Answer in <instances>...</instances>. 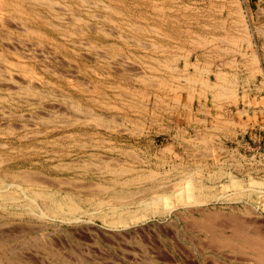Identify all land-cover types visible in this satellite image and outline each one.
<instances>
[{"label":"rangeland","instance_id":"rangeland-1","mask_svg":"<svg viewBox=\"0 0 264 264\" xmlns=\"http://www.w3.org/2000/svg\"><path fill=\"white\" fill-rule=\"evenodd\" d=\"M51 1L0 0V264H264L220 243L235 224L264 237V0ZM25 169L48 184L11 177ZM195 185L210 198L189 202Z\"/></svg>","mask_w":264,"mask_h":264},{"label":"bare ground","instance_id":"bare-ground-1","mask_svg":"<svg viewBox=\"0 0 264 264\" xmlns=\"http://www.w3.org/2000/svg\"><path fill=\"white\" fill-rule=\"evenodd\" d=\"M20 1H21V0H20ZM27 1H32V0H27ZM33 1H34L35 3H39L40 5H44V6H48V7H51V4H53V3H52L53 1H51V0H33ZM55 1H56V0H55ZM78 1H80V2H84V0H78ZM80 2H79V3H80ZM54 4H56V3H54ZM54 4H53V5H54ZM82 4H83V3H82ZM82 4H80V5H82ZM10 5H11V6H12V5L14 6L15 4H10ZM84 5H86V4H84ZM222 5H223V4H222ZM17 6H18V5H15V7H17ZM59 7H60V6H59ZM61 7H62V6H61ZM103 7H104V6H103ZM18 8H19V7H18ZM85 8H86V7H85ZM87 8H88V7H87ZM104 8H105V7H104ZM106 8H107V6H106ZM220 8H221V7H220ZM16 9H17V8H16ZM52 10H53V9H52ZM14 11H15V9H14ZM17 11H18V10H17ZM60 12H61V11H60ZM19 13H20V12H19ZM55 13H56V12H55ZM239 13H240V11H239ZM41 15H42V14H41ZM57 16H58V15H57ZM154 17H155V16H154ZM238 17H239V16H238ZM73 18H74V17H73ZM43 21H44V20H43ZM224 21H225V20H224ZM234 22H235V21H234ZM242 22H243V21H242ZM21 23H22V22H21ZM236 23H237V22H236ZM239 23H240V22H239ZM90 25H91V24H90ZM55 26H56V25H55ZM134 26H135V25H134ZM24 27H25V26H24ZM53 27H54V26H53ZM152 27H153V26H152ZM25 28H26V27H25ZM25 28H24V29H25ZM63 28H64V27H63ZM138 28H139V27H138ZM153 28H154V27H153ZM153 28H152V29H153ZM79 29H80V28H79ZM88 29H89V28H88ZM139 29H140V28H139ZM80 30H81V29H80ZM92 30H93V29H92ZM28 31H29V30H28ZM31 31H35V30L33 29V30H31ZM81 31H82V30H81ZM36 32H37V31H36ZM101 32H102V31H101ZM73 33H74V32H73ZM103 34H104V33H103ZM72 35H73V34H72ZM70 36H71V35H70ZM160 36H161V35H160ZM238 37H239V36H238ZM238 37H237V38H238ZM125 38H126V37H125ZM188 39H189V38H188ZM200 39H201V38H200ZM241 39H242V38H241ZM191 40H192V39H191ZM204 41H205V40H204ZM128 42H129V41H128ZM131 42H132V41H131ZM231 42H232V41H231ZM206 43H207V42H206ZM208 43H209V42H208ZM229 43H230V42H229ZM248 43H249V41H248ZM81 44H82V43H81ZM81 44H80V45H81ZM230 44H231V43H230ZM83 45H84V44H83ZM111 45H112V44H111ZM112 47H113V46H112ZM239 47H240V46H239ZM115 48H116V47H115ZM103 51H104V50H103ZM115 51H116V50H115ZM227 51H228V50H227ZM252 55H253V54H252ZM20 56H21V55H20ZM15 57H16V56H15ZM122 57H123V56H122ZM249 57H250V56H249ZM252 57H254V56H252ZM101 58H102V57H101ZM255 58H256V57H255ZM108 60H109V59H108ZM253 60H254V58H253ZM154 61H155V59H154ZM163 61H164V60H163ZM163 61H161V62L164 63ZM167 61H168V62H167ZM167 61H166L164 64H166V63H167V64L170 63L169 60H167ZM229 61H231V60H229ZM249 61H251V60H249ZM159 62H160V61H156V62H155V63H158L157 66H159ZM161 62H160V64L163 66L164 64H162ZM234 62H235V61H234ZM251 62H252V61H251ZM253 62H254V61H253ZM20 64H21V63H20ZM255 64H256V63H255ZM164 66H165V68L167 67V65H164ZM45 67H46V66H45ZM45 67H44V68H45ZM151 67H152V66H151ZM169 67H172V66H169ZM111 68H112V67H111ZM148 69H149V68H148ZM154 69H155V68H154ZM168 69H170V68H167V70H168ZM173 69H174V68H173ZM171 70H172V69H171ZM199 70H201V69H199ZM168 71H170V70H168ZM259 71H260V70H259ZM130 72H131V71H130ZM22 73H23V72H22ZM102 73H103V72H102ZM207 73H208V72H207ZM33 74H34V73H33ZM53 74H54V73H53ZM144 74H145V73H144ZM160 74H161V73H160ZM38 75H39V74H38ZM54 75H55V74H54ZM36 76H37V75H36ZM147 76H149V75H147ZM7 77H8V76H7ZM11 77H12V76H11ZM102 77H103V76H102ZM145 77H146V76H145ZM0 78H1V77H0ZM70 78H71V77H70ZM137 78H138V77H137ZM140 78H142V77H140ZM140 78H139V79H140ZM146 78L149 79L150 77H146ZM146 78L143 77V80H144V81H143L142 79H140L141 82H144V85H145V81H148V82L151 81V79H150V80H146ZM151 78H153V76H151ZM178 78H179V77H178ZM3 79H4V78H3ZM180 79H181V78H180ZM5 80H6V79H5ZM190 80H193V79H190ZM190 80H189V81H190ZM216 80H217V79H216ZM16 81H17V80H16ZM77 81H78V80H77ZM152 81H153V80H152ZM152 81H151V83H152ZM167 81H168V80H167ZM193 81H194V80H193ZM193 81H191V82H193ZM221 81H224V79H222ZM165 82H166V81H165ZM187 82H188V81H187ZM194 82H195V81H194ZM100 83H101V82H100ZM146 83H147V82H146ZM155 83H156V81H155L154 83H152V84L155 85ZM157 83H158V84L160 83L159 80H158ZM222 83H223V82H222ZM230 83H231V81H230ZM84 84H85V83H84ZM194 84H195V83H194ZM200 84H203L204 87L208 86L207 80H206V81H203V82L200 83ZM26 85H27V84H26ZM111 85H112V84H111ZM160 85H161V84H160ZM162 85H163V84H162ZM164 85H165V83H164ZM166 85H168V84H166ZM188 85H189V84H188ZM190 85H191V84H190ZM203 85H202V86H203ZM214 85H215V84H214ZM214 85H213V86H214ZM216 85H217V83H216ZM27 86H28V85H27ZM185 86H186V85H185ZM202 86H201V88H202ZM211 86H212V85L210 84V87H211ZM217 86H219V84H218ZM217 86H216V87H217ZM222 86H223V85L220 83V86H219L220 88H218V91H221V90H219V89H222V88H221ZM225 86H226V85H225ZM157 87H159V85H157ZM162 87H163V86H162ZM162 87H161V88H162ZM190 87H191V86H190ZM208 87H209V86H208ZM208 87H207V88H208ZM214 87H215V86H214ZM223 87H224V86H223ZM228 87H229V86H228ZM228 87H225L226 90L224 89V91H225L224 93H227V91H228L231 95H233V93H234V92H233L234 88H232L231 86H230L231 88H228ZM27 88H28V87H27ZM27 88H26V89H27ZM90 88H91V87H90ZM187 88H188V86H187ZM29 89H30V88H29ZM113 89H114V88H113ZM189 89H191V88H189ZM15 90H16V89H15ZM35 90H36V89H35ZM192 90H193V88H192ZM205 90H206V89H205ZM213 90H214V89H213ZM20 91H21V90H20ZM211 91H212V90H211ZM214 91H215V90H214ZM189 92H190V90H189ZM192 92H193V91H192ZM212 92H213V91H212ZM221 92L223 93V91H221ZM44 93H45V92H44ZM219 93H220V92H218L217 94H219ZM222 93H220V95H223ZM177 94H178V93H177ZM217 94L215 95V97H216V96H219V95H217ZM230 94H229V96H230ZM189 95H190V93H189ZM212 95H213V94H212ZM224 95H225V94H224ZM227 95H228V93H227ZM213 97H214V96H213ZM3 99H4V98H3ZM41 99H43V98H41ZM173 99H174V98H173ZM176 99H177V98H176ZM217 99H219V97H218ZM70 100H71V99H70ZM131 100H132V99H131ZM64 101H65V100H64ZM72 104H73V103H72ZM32 106H33V105H32ZM46 107H47V106H46ZM78 107H79V106H77V108H78ZM78 109H79V108H78ZM75 111H76V110H75ZM83 111H84V110H83ZM55 115H56V114H55ZM103 115H104V114H103ZM7 116H8V115H7ZM95 116H96V115H95ZM95 116H94V114H93L92 117H95ZM98 116H99V117L96 116L97 121L100 122V123L103 122L104 119H102V118L100 117V114H98ZM23 117H24V116H23ZM65 117H67V116H65ZM102 117H103V116H102ZM116 117H117V116H116ZM47 118H49V117H47ZM76 118H77V117H76ZM81 118H82V117H81ZM89 118H90V117H89ZM85 119H86V118H85ZM92 119H93V118H92ZM50 120H51V119H50ZM114 120H115V119H114ZM94 121H95V120H94ZM48 122H49V121H48ZM48 122H47V123H48ZM65 122H66V121H65ZM67 122H68V121H67ZM67 122H66V123H67ZM89 122H90V121H89ZM108 122H109V121H108ZM40 123H41V122H40ZM71 123H72V122H71ZM93 123H94V122H93ZM95 123H96V121H95ZM106 123H107V122H106ZM43 124H44V123H43ZM86 124H88V123H86ZM121 124H122V123H121ZM94 125H96V124H94ZM97 125H98V124H97ZM109 125H111V124H109ZM115 125H116V124H115ZM117 125H118V124H117ZM232 125H233V124H232ZM12 126H13V125H12ZM103 126H104V125H103ZM106 126H108V125L106 124ZM224 126H225V125H224ZM67 127H68V126H67ZM118 127H119V126H118ZM106 128H107V127H106ZM116 128H117V127H116ZM218 128H219V127H218ZM123 130H124V129H123ZM133 131H134V130H133ZM66 134H67V133H66ZM69 135H70V134H69ZM57 137H58V136H57ZM101 140H102V139H101ZM106 141H108V140H106ZM202 141H203V140H202ZM204 142H205V141H204ZM57 143H58V142H57ZM206 143H207V142H206ZM206 143H205V144H206ZM107 148H108V147H107ZM202 148H203V147H202ZM225 148H226V147H225ZM118 149H120V148H118ZM110 152H111V151H110ZM185 153H186V152H185ZM89 157H90V156H89ZM176 157H177V156H176ZM132 158H133V157H132ZM81 160H82V159H81ZM123 160H124V159H123ZM135 160H136V159H135ZM2 161H3V160H2ZM2 161H1V162H2ZM91 162H92V161H91ZM163 163H164V162H163ZM82 164H83V163H82ZM104 164H105V163H104ZM104 164H103V165H104ZM198 164H199V163H198ZM239 164H240V163H239ZM96 165H97V164H96ZM103 165H102V166H103ZM120 165H121V164H120ZM132 165H133V164H132ZM63 166H64V165H63ZM102 166H101V167H102ZM118 166H119V164L117 165V167H118ZM174 166H175V165H174ZM86 167H87V166H86ZM105 167H106V166L104 165V168H105ZM109 167H110V165H109ZM111 167H112V166H111ZM114 167H116V166H113L112 168H109V169H110L109 174H110V175H111L112 173L117 174V175H115V176H117V179H118V175H120V173H122V171H125V172L127 171V172H128L129 169H131V168H129L128 166H126L127 168H129V169H127L125 166H122V165L119 166L118 168H114ZM55 168H56V167H55ZM83 168H84V167H83ZM107 168H108V165H107ZM102 169H103V168H102ZM136 169H137V168H136ZM199 169H200V168H199ZM104 170H105V169H104ZM131 170H132V169H131ZM131 170H130V171H131ZM133 170L136 172L135 169H133ZM148 170H149V169H148ZM148 170H147V171H148ZM220 170H221V169H220ZM97 171H98V170H97ZM150 171H151V170H150ZM163 171H164V170H163ZM185 171H186V170H185ZM34 172H35V170H34ZM110 172H112V173H110ZM125 172H124V174H125ZM132 172H133V171H132ZM168 172H169V171H168ZM37 173H38V172H37ZM37 173L34 174V173H32L30 170H26V169H25V170H20V171L17 170V172H14V173L11 174V177L14 178V179H15V178L18 179L20 183H24V184H27V185H37V184H39V183H40V184H48L47 181H46V183H45V182L42 180L44 177L42 178L41 176H38ZM105 173H106V172H105ZM141 173H142V172H140V174H139V172H138L137 175H135V176L133 175V176H134L133 178L130 176L131 179H126L127 177H126V178L124 177V178L127 180V181H124V183L126 184V182H128L129 185H131L130 182L132 181V183H133L134 180L137 179V180L135 181V183H136V182H139V180H145L146 182H147V180H148V181H151V183L153 184V181H154V180H153V179H154V178H153V177H154V176H153V175H154L153 173H155V171H154V172L151 171V172H149V173H146V172H145L146 174H145V173L141 174ZM217 173H218V172H217ZM107 174H108V171H107ZM39 175H40V174H39ZM101 175H102V174H101ZM4 176H5V175H4ZM113 176H114V175H113ZM120 176H121V175H120ZM120 176H119V177H120ZM155 176H157V174H156ZM39 177H40V178H39ZM45 177H46V176H45ZM2 178H3V177H2ZM2 178H1V176H0V186H1V183L3 182V179H2ZM47 178H48V177H47ZM128 178H129V177H128ZM206 178H207V177H206ZM44 179H45V178H44ZM110 179H111V178H110ZM117 179H116V181H119V180H117ZM125 179H124V180H125ZM70 180H71V179H70ZM158 180H159V179H158ZM67 181H68V180H67ZM77 181H78V180H77ZM110 181L112 182V180H110ZM114 181H115V179H114ZM116 181H115V182H116ZM120 181H123V180L121 179ZM129 181H130V182H129ZM145 181H144V182H145ZM62 182H63V181H62ZM154 182H155V181H154ZM191 182H192V181H191ZM112 183L114 184V182H112ZM119 183H120V182H119ZM119 183L117 182L116 184L118 185ZM121 183H122V182H121ZM121 183H120L119 185L123 186L122 184H124V183H122V184H121ZM65 184H66V183H65ZM69 184H70V183H69ZM95 184H96V183H95ZM113 184H112V185H113ZM125 184H124V185H125ZM138 184H142V182H141V183H138ZM168 184H169V183H168ZM193 184H194V183H193ZM100 185H101V184H100ZM102 185H103V184H102ZM112 185H111V184H110V186L108 185L109 187H107V188H110ZM129 185L127 186V184H126L124 187H126V186L129 187ZM132 185H135V184H132ZM132 185H131V186H132ZM82 186H83V185H82ZM82 186H81V187H82ZM103 186H104V185H103ZM105 186H107V185H105ZM105 186H104V187H105ZM114 186H115V185H114ZM195 186H196V185H195ZM195 186L192 187V188H193V191H192V188L190 189L191 191L189 190V191H190V194H188V197H187V199H188L189 202H192V203H193V202H203V201H205V200H207V199L210 198L211 193H209V192H210L209 190H208L209 192H208V193H205V194H203V193H196L195 190L198 189V188H200V186H198V187H197V186L195 187ZM4 187H5V186H4ZM92 187H93V186H92ZM97 187H98V191H101V192H102V191L104 190V187H102V186H100L101 188H100L99 186H97ZM143 187H144V186H143ZM156 187H157V186H156ZM201 187H202V186H201ZM6 188H7V187H6ZM118 188H119V187H118ZM118 188H116V189H118ZM195 188H196V189H195ZM203 188H204V187H203ZM110 189L114 190L113 188H110ZM116 189H115V190H116ZM121 189H122V188H121ZM121 189H120V190H121ZM134 189H135V188H134ZM149 189H150V188H149ZM149 189H148V190H149ZM151 189H153V188L151 187ZM151 189H150V190H151ZM205 189H206V188H205ZM210 189H211V188H210ZM6 190H7V189H6ZM6 190H5V192H4V190H0V195H2L1 193H3V194L6 193V192H7ZM105 190H106V188H105ZM105 190H104V191H105ZM115 190H114V192H115ZM146 190H147V189H146ZM150 190H149V191H150ZM199 190H200V189H199ZM2 191H3V192H2ZM31 191H32V190H31ZM73 191H74V190H73ZM96 191H97V189H96ZM96 191H95V193H96ZM118 191H119V189H118ZM8 192H9V191H8ZM93 192H94V190H93ZM119 192H121V194H120ZM119 192H117L118 195H114V194H113V196H112V195H108V196L110 197L109 200H112V199H111V197H112L115 201H118V202L122 203V202H124L125 197H126V199L129 198V194L131 195V192H132V191L130 192V189L127 188L126 191H125V190H122V191H119ZM136 192H137V191H136ZM211 192H212V191H211ZM10 193H11V192H9V194L6 193V195H2V197H3L2 199H3V200H7V199H9V198H13V197L10 196ZM23 193H24V192H23ZM31 193H32L33 195L35 194V196L37 195V196H40V197L44 198V199H45V200L43 199L44 203H46V201H48V202H47V205H48L49 208L46 207V209L48 208V210L50 209V210H52L54 213L58 212L57 210H60V209H61V208H60V207H61L60 205L63 204V203H64V205L66 206V207H65L66 209H64V210L62 209V210H63L64 212L66 211L65 213H67V214H73V213H74V210L78 209V203H77L78 201L75 200V197H74V196H71V195H69V194L66 195V196H63V197H61V198L56 199V198L54 197V194H53V193H51V192H49V191H47V190L41 189V188H40V189H37V190L34 189L33 192H31ZM31 193H29V195H30ZM95 193H94V194H95ZM97 193H98V192H97ZM97 193H96V194H97ZM112 193H113V192H112ZM112 193H111V194H112ZM117 193H115V194H117ZM138 193H139V191H138ZM159 193H160V192H159ZM159 193H158V194L155 193L156 195H154V196H152V197L150 196V198H152V199H153V198H155V199H156V198L161 199L162 197H166V196H164L166 193H161V194H159ZM126 194L128 195V197L126 196ZM132 194H133V193H132ZM184 194H185V193H184ZM248 194H249V193H248ZM131 196H132V195H131ZM218 196H219V194H218ZM221 196H222V195H221ZM29 197H32V196H29ZM123 197H124V198H123ZM169 197H170V196H169ZM213 197H214V195H213ZM33 198H34V197H33ZM33 198H32V199H33ZM78 198H79V197H78ZM132 198H133V196H132ZM185 198H186V197H185ZM15 199H16V198H15ZM30 199H31V198H30ZM39 199H41V198H39ZM60 199H61V200H60ZM76 199H77V198H76ZM120 199H123V201L120 200ZM130 199H131V198H130ZM211 199H212V197H211ZM0 200H1V199H0ZM77 200H78V199H77ZM85 200H86V199H85ZM90 200H91V199H90ZM156 200H157V199H156ZM171 200H172V199H171ZM8 201H9V200H8ZM8 201H7V202H8ZM87 201H88V200H87ZM95 201H96V200H95ZM115 201L112 200V202H115ZM128 201H129V200H128ZM160 201H161V200H160ZM186 201H187V200H186ZM0 202H1V201H0ZM7 202L4 201V203H7ZM32 202L34 203L35 201L32 200ZM101 202H102V201H101ZM101 202H100V200H99L98 205H99ZM103 202H104V201H103ZM105 202L108 203V200H107V201L105 200ZM105 202H104V203H105ZM118 202H116V203H118ZM126 202H127V201H126ZM189 202H188V203H189ZM2 203H3V202H2ZM96 203H97V202H96ZM96 203H95V204H96ZM110 203H111V201H110ZM110 203H109V204H110ZM101 204H102V203H101ZM111 204H112V207H111V208L107 206L108 204H106V206L109 208V212H108V211H107V212H108V214L110 215V217H112V218H111L112 220H110V221L113 223V225L116 226L118 223H126L127 220H125L124 217H123V213H124V212H123L122 214H121V213L119 214V213L116 211V210H118L117 208H119V207H116L113 203H111ZM142 204H144V207H146V209H147V207L149 208V205L152 204V203H150L149 201H145V202H142ZM153 204H155V203H153ZM0 205H1V204H0ZM34 205H35V204H34ZM43 205H44V204H43ZM89 205H90V204H89ZM103 205H104V204H103ZM134 205H135V204H134ZM187 205H188V204H187ZM1 206H2V205H1ZM9 206H10V205H9ZM16 206H17V205H16ZM29 206H30V205H29ZM35 206H36V205H35ZM110 206H111V205H110ZM117 206H118V205H117ZM4 207H5V206H4ZM17 207H18V206H17ZM142 207H143V206H142ZM59 208H60V209H59ZM34 209H35V208H34ZM84 209H85V208H84ZM106 209H107V208H106ZM130 210H131V209H130ZM133 210H134V209H133ZM46 211H47V210H46ZM200 211H201V210H200ZM206 211H207V210H206ZM16 212H17V211H16ZM50 212H51V211H50ZM60 212H61V211H60ZM64 212H63V213H64ZM121 212H122V211H121ZM135 212H136V211H135ZM135 212H134V214H135ZM204 212H205V211H204ZM213 212H214V211H213ZM215 212H217V211H215ZM29 213H30V212H29ZM38 213H40V212H38ZM54 213H53V214H54ZM126 213H127V212H126ZM130 213H131V212H130ZM146 213H147V212H146ZM163 213H164V212H163ZM205 213H206V212H205ZM205 213H204V214H205ZM207 213H208V212H207ZM41 214H44V213L42 212ZM104 214L107 215L106 213H104ZM211 214H212V213H211ZM124 215H125V214H124ZM209 215H210V214H209ZM209 215H208V216L206 215L208 221H207V219H205V221L208 222V223H207V226H205V225H206V222L203 221V223H201V222L199 223V225H201L200 228H202V226H203V229H204V227H205V228H208V227H209L208 224L210 225L211 223H213V222L209 223V221H213V220H212V218H213V217H212L213 214H212V216H209ZM216 215H217V214H216ZM216 215H215V213H214V216H216ZM206 216H205V217H206ZM220 216H221V215H220ZM39 217H40V216H39ZM105 217H107V216H105ZM183 217H184V216H183ZM202 217H203V216H202ZM205 217H204V218H205ZM211 217H212V218H211ZM217 217L219 218V215L216 216V219H217ZM224 217H225V216H224ZM125 218H126V216H125ZM214 219H215V218H214ZM219 219H220V218H219ZM237 219H238V218H237ZM237 219H234V220L236 221ZM202 220H203V219H202ZM239 220H240V219H238V221H236V222H240V221H241V220H240V221H239ZM74 221H75V220H74ZM215 221H216V220H215ZM229 221H230V220H229ZM235 221H234V222H235ZM111 222H110V223H111ZM232 222H233V218H232ZM232 222H231V223H232ZM234 222H233V223H234ZM190 223H191V222H190ZM197 223H198V222H197ZM214 223H215V222H214ZM219 223H220V222H219ZM241 223H242V221H241ZM191 224H192V223H191ZM227 224H228V223H227ZM199 225H198V226H199ZM215 225H216V224H215ZM215 225H214V226H215ZM228 225H230V222H229ZM246 225H247V224H246ZM194 226H195V225H194ZM196 226H197V225H196ZM226 226H227V225H226ZM210 227H212V225H210ZM217 227H218V226H217ZM224 227H225V226H224ZM232 229H233V228H232ZM232 229H231V230H232ZM206 230H207V229H206ZM208 230L210 231L209 228H208ZM233 230H234L233 233H234V237H235V238H234L232 235L229 234L231 237H229V238L226 237L227 239H229L228 241H225V239H224L223 242H220L221 239H223V238L225 237V236H224V237L222 236L223 238H221L218 242H217V241H216V242H217V243L220 242V243H223V244H225V243L227 242V244H228V245H232V249H234L233 246H234L235 244H238V243H236L237 240H238V241L241 242V244H240L239 247H238L239 249H240V247H242V248H244V249L249 250V252H251V255H253L254 258H255L258 262L264 263V237L260 236V235L257 234V233H256V234H251V233H250V235H249V234L246 232V233H247V234H246L245 231H244L245 229H244L243 224H235ZM216 233H217V232H216ZM231 234H232V233H231ZM227 236H228V235H227ZM215 238H217V237H215ZM218 238H220V237H218ZM218 238H217L216 240H218ZM213 240H214V239H213ZM223 244H222V245H223ZM227 244H225L224 247H226ZM222 245L220 244V246H222ZM236 246H237V245H236ZM236 246H235V248H236ZM222 247H223V246H222ZM230 248H231V247H230ZM242 248H241V249H242ZM234 250H235V249H234ZM239 251H240V250H239ZM241 252H242V251H241ZM246 252H247V251H246ZM249 252H248V253H249ZM248 253H247V254H248ZM7 259H8V258H7ZM251 259H252V258H251ZM252 260H253V261H256V260H254V259H252Z\"/></svg>","mask_w":264,"mask_h":264}]
</instances>
